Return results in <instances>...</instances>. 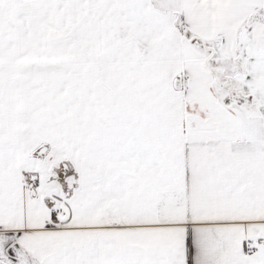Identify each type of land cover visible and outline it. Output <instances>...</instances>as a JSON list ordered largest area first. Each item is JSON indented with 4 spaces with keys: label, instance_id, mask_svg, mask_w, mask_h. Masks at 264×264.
Segmentation results:
<instances>
[{
    "label": "snow or ice",
    "instance_id": "obj_1",
    "mask_svg": "<svg viewBox=\"0 0 264 264\" xmlns=\"http://www.w3.org/2000/svg\"><path fill=\"white\" fill-rule=\"evenodd\" d=\"M0 264H264V0H0Z\"/></svg>",
    "mask_w": 264,
    "mask_h": 264
}]
</instances>
